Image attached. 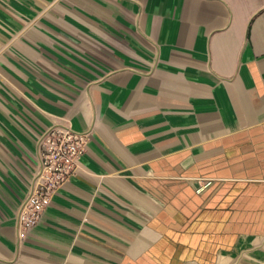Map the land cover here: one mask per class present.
<instances>
[{
	"label": "crops",
	"instance_id": "1",
	"mask_svg": "<svg viewBox=\"0 0 264 264\" xmlns=\"http://www.w3.org/2000/svg\"><path fill=\"white\" fill-rule=\"evenodd\" d=\"M0 264H264V0H0Z\"/></svg>",
	"mask_w": 264,
	"mask_h": 264
},
{
	"label": "built area",
	"instance_id": "2",
	"mask_svg": "<svg viewBox=\"0 0 264 264\" xmlns=\"http://www.w3.org/2000/svg\"><path fill=\"white\" fill-rule=\"evenodd\" d=\"M86 142V133L76 132L64 123L50 126L39 136L41 164L37 182L19 214L24 231L39 222L53 194L76 175L77 161L85 152Z\"/></svg>",
	"mask_w": 264,
	"mask_h": 264
}]
</instances>
